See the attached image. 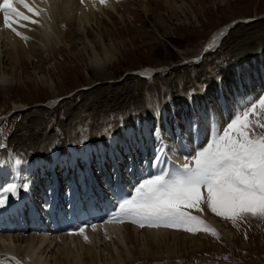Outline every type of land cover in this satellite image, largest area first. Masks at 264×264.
Masks as SVG:
<instances>
[{"label":"bare ground","instance_id":"obj_1","mask_svg":"<svg viewBox=\"0 0 264 264\" xmlns=\"http://www.w3.org/2000/svg\"><path fill=\"white\" fill-rule=\"evenodd\" d=\"M27 2L40 11V15L33 16L22 5L14 3L17 10L38 21L37 24H28L27 27L17 29L27 37L26 40L4 27L3 14L0 13V89L14 88L26 71V63L31 62L34 68H39L38 72L41 74L40 66L44 64L41 56L45 55L43 48L46 46H51L53 49L62 46L71 51L73 56H85L96 76L102 81H109L112 76L108 71L119 61V58L114 43L106 39L108 29L105 24L108 21L115 24L116 21L127 20V14L122 10L127 2L133 10L143 15H152L147 5L149 0H107L106 4L101 3L100 0H83V2L82 0H27ZM165 2L167 12L177 16L176 12L179 11L182 3L179 5L175 0H165ZM115 16L119 19L116 20ZM150 20H152L151 33H162L168 37L169 30L163 29L160 24L153 22V19ZM177 22L181 23L182 19H177ZM22 23L27 22L22 21ZM233 28H236V23L227 24L216 30L207 41L204 53L210 55L218 51ZM78 47L79 51L75 52ZM214 69L212 70L214 79L209 83L208 88L197 82L199 87L195 95L184 92L179 102L167 97L157 104L153 97L149 96L147 109L145 108L141 115L134 113L125 124H120L114 131L104 129L91 141L88 139L86 141L84 134L76 135L71 142L75 152H83V149L89 155L84 154L90 157L91 148H95L101 164L104 159L113 156L109 159V164L107 162L104 165L108 168L112 164L111 160L117 159V156L124 160V151H128L129 143H132L136 149L139 147L141 152L139 149L136 150L138 163L134 155L128 159L127 162L132 164L127 166L129 176H136V170L138 173H143L145 169V173L141 175L143 183L161 173L174 172L178 167L188 163L189 158L197 151L207 146L220 125L231 122L235 114L249 105L257 93H264L263 51L251 52L231 62L228 69L221 73ZM158 71L156 68L147 67L140 71L139 77L148 79ZM50 80L53 81L52 77L44 78L43 81L51 85ZM13 109L22 111L25 105L15 102ZM21 149L23 150V147ZM67 150L55 149L50 142L41 145L40 155L37 156L28 155L27 150H24L25 155H20L16 167V178L22 185L16 187V193L11 194L5 206L0 208L2 210L0 214L12 213L16 210V199L18 197L22 199L23 190H25L24 196L30 194L29 187L32 183L30 180L27 181V178L33 169L46 163L48 168H53L60 162L63 165L62 177L56 175L58 167L52 169V172L56 173L57 185L61 183L59 203L55 207L57 213L59 205L67 196V180L72 177ZM65 162H68L67 166ZM121 175L117 174L116 187L110 186L113 187L112 191L116 199L109 205L108 210H119V203L134 197L139 186L129 185ZM66 176L68 178L65 180ZM77 186V184L73 185L72 189L76 190ZM198 216L223 238L233 239L232 232L216 220L208 210ZM46 223L48 222L45 219L40 222L35 220L34 227L28 228V226L25 235L0 233V253L10 254L15 258L9 261L2 259L1 263L49 264L48 258L54 255V248L59 247L61 253L59 261L57 260L59 264H154L169 261H179L177 264H183L191 252L204 248L201 238L190 232L180 233L178 230L163 227L140 228L129 221L126 223L104 221L95 225V231L92 227L86 228L84 234L88 237L87 241L84 235L78 233L80 228L73 232L65 221L66 230L73 236H64L62 243L58 244L56 243L58 236L53 237L49 232L54 228L51 222L49 229H42L45 228Z\"/></svg>","mask_w":264,"mask_h":264},{"label":"rangeland","instance_id":"obj_2","mask_svg":"<svg viewBox=\"0 0 264 264\" xmlns=\"http://www.w3.org/2000/svg\"><path fill=\"white\" fill-rule=\"evenodd\" d=\"M175 1L179 5L182 3L177 16L167 12L165 0H149L147 5L151 16L133 10L127 2L122 8L127 20L105 24L108 29L106 39L114 43L119 58L108 71L112 76L109 81L96 76L85 56H73L62 46L57 49L46 46L43 48L45 55L41 56L44 63L40 66L41 74L31 62L26 63V71L14 88L0 89V176H8L12 181L8 183L7 179L5 183L2 180L4 185H0V194L11 185H22L16 178V167L20 155H25L24 150L31 156L40 155L44 142L52 143L55 149H69L73 138L80 134L85 135L86 141H91L102 130L114 131L120 124H125L134 113L141 115L146 104L148 106L149 96L156 104L167 97L179 102L184 92L197 94L198 83L208 88L214 79L213 68L221 73L231 62L251 52H264V0ZM150 18L169 30L168 37L162 33H151ZM177 19H182V22L178 23ZM234 23L236 28L232 29L218 51L210 55L204 53L210 36L225 25ZM78 51L79 47L75 49ZM147 67L159 71L148 79L139 77L140 71ZM47 77H52L51 85L43 81ZM262 97L264 93H257L244 109ZM15 102L25 105V109H13ZM227 125H220L217 129L222 131ZM255 131L264 132L259 128ZM214 133L215 137L217 130ZM129 145V150L135 154L134 144ZM117 157L120 171L125 175L126 156L124 160ZM47 166L35 169L29 175L33 194L39 196L34 195V198L40 208H43L41 194L47 191L49 179L39 178L38 171L42 174ZM82 168L79 160L78 170ZM9 173L12 174L9 176ZM8 197L7 200L11 195ZM189 211L196 216L201 213L195 209ZM208 211L232 232L233 239H225L217 232L218 236L198 232L195 235L201 238L204 248L191 252L183 264H264V221L248 218L233 225ZM20 233L16 231L12 235ZM52 236H58L56 243H62V233ZM58 249L54 248V255L48 258L49 264H59L61 253Z\"/></svg>","mask_w":264,"mask_h":264},{"label":"snow or ice","instance_id":"obj_3","mask_svg":"<svg viewBox=\"0 0 264 264\" xmlns=\"http://www.w3.org/2000/svg\"><path fill=\"white\" fill-rule=\"evenodd\" d=\"M100 2L106 4L107 0ZM14 3L33 16H39L40 11L27 0H0L4 27L26 40L17 29L38 21L17 10ZM257 128L264 130V97L235 116L224 130L218 129L188 163L140 184L134 197L119 203V217L108 222L127 220L140 228L163 227L193 234L203 231L218 236L189 209L210 210L233 225L248 218L264 221V132L257 133ZM5 192L15 194L16 186L7 187ZM6 203L7 195L0 197V208ZM91 227L95 231L96 226ZM78 233L88 240L85 228Z\"/></svg>","mask_w":264,"mask_h":264},{"label":"water","instance_id":"obj_4","mask_svg":"<svg viewBox=\"0 0 264 264\" xmlns=\"http://www.w3.org/2000/svg\"><path fill=\"white\" fill-rule=\"evenodd\" d=\"M230 30V29H229ZM156 73V72H155Z\"/></svg>","mask_w":264,"mask_h":264}]
</instances>
